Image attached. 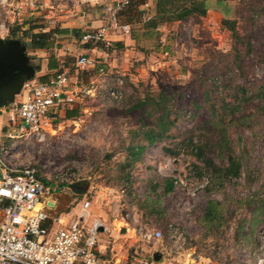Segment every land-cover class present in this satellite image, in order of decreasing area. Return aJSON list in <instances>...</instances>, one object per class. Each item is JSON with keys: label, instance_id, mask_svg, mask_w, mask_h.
<instances>
[{"label": "rangeland", "instance_id": "rangeland-1", "mask_svg": "<svg viewBox=\"0 0 264 264\" xmlns=\"http://www.w3.org/2000/svg\"><path fill=\"white\" fill-rule=\"evenodd\" d=\"M56 3H66L70 11L75 4L56 0L53 5ZM112 3V0H99L97 4L84 2L80 7L98 15L101 24H105L113 11ZM225 4L226 16L235 21L237 38L222 24L225 14L214 3L203 17L192 16L158 27L150 20L154 14L150 7L133 5L122 21L138 34L139 39L132 46L135 53L123 64V58L117 55L121 51L123 56L124 50L110 46L112 51L109 50L108 56L92 55L96 66L81 75L85 83L90 84L91 80L102 83L104 77L98 74V62L108 72L123 74L125 83L120 98L111 99L101 90L65 107L54 131L47 132L44 139L22 135L10 142L12 148L7 160L12 165L34 166L45 181L69 186L55 194L56 209L60 212L52 214L64 217L70 209L79 210L84 199H89L88 222L98 218L110 229L106 234L98 233V243L108 241L112 229L124 233L123 223L119 221L127 211L135 210L136 213L143 211L144 221L150 227L161 229L164 235L168 224L179 227L190 244L196 246L197 254L211 259L209 264H256L257 255L262 257L264 249H259L258 244H264L261 240L264 233V110L260 108L263 99L258 94L264 89V0H229ZM70 11L67 14L70 17L63 18H67L65 24L76 30L74 35L79 39V27L66 23L79 18V11ZM41 20L42 17L35 22L39 24ZM27 23L25 19L26 25L19 31L23 36L19 38L28 44L33 33L29 30L31 22ZM60 40L54 36L52 46L45 52H36L27 46L31 63L39 69L35 77L42 74L39 73L41 66L46 73L45 64L56 63L55 55L62 46ZM75 43L79 50V41ZM71 54L67 61L75 56ZM112 57L118 69L125 67L126 70L111 67ZM163 83L173 86L190 83L185 93L198 100L200 107L197 111L191 109V117L177 119L169 131L171 136L148 145L131 168L125 166V148L141 128L140 110L131 108L136 98L145 92L156 93ZM209 86L213 91L208 98L215 101L213 108L216 116L222 115L217 117L221 123H213V127L201 124L202 130L193 131L194 126L213 116L202 94ZM236 102L239 109L224 115L230 107L222 104ZM66 108H75L76 117H64ZM220 130L226 134L221 145L218 144ZM191 135L193 142L198 135L212 140L205 144L204 153L218 167L227 166L232 153L239 162V174L226 176L205 168L187 144ZM4 139L1 135L0 141ZM205 177L207 184H203ZM167 178L177 182H172V192L163 195L159 183ZM74 183L81 194L70 186ZM209 199L220 203L219 217L212 222L217 226H206L203 222ZM100 245L103 250L98 253L100 264H127L124 258H130L129 244ZM158 248L169 255L166 244ZM167 259L172 262L169 256Z\"/></svg>", "mask_w": 264, "mask_h": 264}, {"label": "built area", "instance_id": "built-area-1", "mask_svg": "<svg viewBox=\"0 0 264 264\" xmlns=\"http://www.w3.org/2000/svg\"><path fill=\"white\" fill-rule=\"evenodd\" d=\"M55 1L0 0V36L22 37L19 31L24 29L25 19H28L27 24L31 22L33 25L42 17L44 30L61 24L63 16H67L70 10L66 3L53 5ZM67 1L75 2L71 10L75 12L84 2L97 4L99 0ZM128 1L115 0L108 21L97 28L85 30L81 40L105 48L112 46L110 33L117 30L125 32L130 28L128 23L119 22L117 16ZM43 29L35 28L31 32ZM96 63V59L88 54H77L70 61L58 59L44 80L40 76L25 80L14 101L0 108V117L4 118L6 128L5 139L0 142V264H97L98 233L109 229L98 218L88 222L90 200L84 199L79 210L70 209L64 217L52 214L56 207L54 195L69 186L45 181L34 166H15L7 160L12 148L10 142H14V138L25 135L44 139L47 132L54 131L65 107L99 94L101 90L111 99L120 98L125 83L123 74L108 72L101 62H98L97 71L99 76L104 77L103 82L91 80L89 84L82 81L81 75L89 73ZM172 182L177 181L173 179ZM207 183L205 177L203 184ZM47 201H51L53 206L47 205ZM137 217L133 211L126 212L125 232L151 247V250L141 253L135 250L132 264H154L152 253L158 251L164 254L158 243L165 240L171 257L185 254L192 264L211 262L210 258L197 254L196 246L190 244L179 227L168 224L164 235L161 229L150 227ZM261 240L264 242V233ZM258 248L264 249V244H258ZM256 258V264H264V254Z\"/></svg>", "mask_w": 264, "mask_h": 264}, {"label": "trees", "instance_id": "trees-1", "mask_svg": "<svg viewBox=\"0 0 264 264\" xmlns=\"http://www.w3.org/2000/svg\"><path fill=\"white\" fill-rule=\"evenodd\" d=\"M137 1L129 0L128 3L119 11L118 14L119 16H121V19H123L122 16H124L126 12L133 10V5H136L135 3H137ZM228 1L229 0H154V14L152 15V18H150V20L152 23L154 22V25L158 27L164 23H168L171 21H182L192 16L203 17L211 8V3H214L218 7H221L220 10L225 14V18L222 20V24L226 26L230 32H232L235 38H237V36L239 37V35L235 30V21L226 16L227 10L223 7V5L226 6L225 3H227ZM35 28L43 29V22L41 21L39 22V24L34 25L30 24V32ZM144 28H148V26H145ZM75 32L76 30L74 29L67 27L62 28L60 26L49 30H39L31 34L27 46L33 50H48L54 42V36L67 33L74 34ZM99 46L107 50L111 49L109 47L105 48L102 45ZM65 59L67 60V57ZM51 66H53L52 63ZM40 79L44 80L45 75H41ZM190 87V83L178 86H173L169 83H163L159 85L156 93L145 92L144 94H142V96L136 98V101L131 109L140 110L139 122L141 128L139 132L132 135L130 143L125 148V166L131 168L133 166V163L139 161L143 150H145L148 145H151L154 142L163 139L164 137L171 136V134L169 135V131L171 130V127L174 126V123L177 121V119L191 117L192 108L197 111V109L200 107L198 100H194L191 96H188L185 93V90L189 89ZM212 91V87L209 86L203 90L202 94L205 97L204 101L208 103L207 106H209L212 110L213 116H208L205 121L197 126H194L193 131L202 130L201 124H205L208 127L212 125L213 127V123H215V125L217 123H221L219 118H221L222 115L218 114L216 116V110L213 108L215 101L208 98ZM260 91L262 92H260L258 96L261 98V100L263 99V103L260 108L264 110V89L262 90L261 88ZM222 105L225 108H227L228 106L230 107V111L228 113L226 111L223 112L224 115H230L231 113H234L239 109V104L237 102L230 104L223 103ZM196 111H194L193 114H195ZM76 114L77 110L75 108H66L64 117L72 118L76 117ZM218 116L219 118H217ZM220 134L221 136L218 141L219 145L224 144L226 139L225 130H220ZM199 135L194 142V136H189L187 144L190 146L192 153H194V155H196V157L202 161L204 167L207 169H213L214 173L222 172L226 176L238 175L240 167L237 158L232 153H230L228 156L227 166H216L213 160L206 156L204 153V148L206 147L205 144H207V142L209 141L212 142V140H209L208 138L202 139L201 136L199 137ZM136 137H138V139H136ZM159 185L161 186L163 195L172 192V190L174 189L171 178L164 179L163 182L159 183ZM219 206L220 203L218 201L214 199L207 200L203 216V222L206 226H217L213 225L212 222L217 216L219 217ZM139 213L144 220L145 213L143 211Z\"/></svg>", "mask_w": 264, "mask_h": 264}, {"label": "crops", "instance_id": "crops-1", "mask_svg": "<svg viewBox=\"0 0 264 264\" xmlns=\"http://www.w3.org/2000/svg\"><path fill=\"white\" fill-rule=\"evenodd\" d=\"M113 3L111 4V6L114 8V4H115V0H112ZM153 1L154 0H139L137 1V3H135L139 8H142L143 7H150V11L153 12ZM151 12V13H152ZM210 12V11H209ZM77 13V12H76ZM79 18H75V19H71V21L67 20L66 23H72V24H76L78 27H79V39H77L75 37V35L73 33H67V34H59V35H56V37H59V40L62 44V46L59 48V50H57V54L55 55L56 56V63H52L53 66H51V63H46L45 64V68H46V73H44L41 69H43V67L41 66L40 68V71L39 73H42L41 75H47L57 64V60L60 59L59 57H63L61 59H64L66 57H68L69 55H72L71 53H75V55L77 54H88V55H99L101 57H105V55H109L110 54V51L112 50H107V49H104L102 47H100L99 45H93L91 43H85L81 40L80 36L81 34L87 30V29H90L91 27H98L101 24V19L99 18L98 15H93L92 13H89L88 11H86L85 9L84 10H81V7L79 8ZM83 13V14H82ZM75 14V13H74ZM72 14V15H74ZM82 14V16L80 15ZM118 16V19H119V22L121 23H126L124 21H122V19L120 18L119 15ZM67 17H70V16H67ZM64 19V22H60L61 23V27L62 28H70L69 27V24L67 26V24H65V20L67 18H63ZM62 19V20H63ZM61 20V21H62ZM129 27H130V24H129ZM52 28H55V26H50L48 29H52ZM71 29H74V28H71ZM149 34L148 32L146 33V35ZM55 35V34H54ZM145 35V36H146ZM109 39L112 41V46H114V50L117 48H119V50H124L123 51V56H120V52L119 54L117 55V58H120L122 57V61H123V64L124 62H127V58L131 57L133 55V53H135L134 49L135 47H132L134 46V43L136 44L137 41H138V34L134 32V30H129L128 31H120V30H117V31H114V32H111L110 35H109ZM58 42V40H56ZM76 41H79V50L76 49V46L77 44L75 43ZM72 50V51H71ZM113 50V51H114ZM34 51L36 52H45L46 49H35ZM35 53V52H34ZM111 57V55H110ZM114 57L111 58V60H109V64L111 67H116L117 68V64H115L114 62ZM65 60V59H64ZM46 61V60H45ZM47 62V61H46ZM118 69V68H117ZM118 70H121V71H125L126 68L123 67L122 69L119 68ZM40 75V76H41ZM65 112V111H64ZM4 118L0 117V136L1 135H4V132L3 130L6 128L4 127ZM1 142V141H0ZM54 200L56 202V206H57V201L55 199V195H54ZM131 211H135V210H131ZM55 212H60V211H57L56 207L55 209L52 211V213H55ZM136 213V212H135ZM137 214V218L138 220H140L141 222H144V223H147L146 221L143 220L141 214L139 212L136 213ZM119 222L123 223L122 226H124L125 224V220L122 218V220H120ZM149 224V223H148ZM108 226V225H107ZM108 229H109V226H108ZM125 229V227H124ZM110 231V229L106 232H103L104 234L108 233ZM108 236H110V238H108V241L106 240L103 241V242H99V250H98V253H102V245L100 244H117L115 247H118V246H121L119 244H129V251L131 252V255H130V258L129 257H125V261L127 262V264H132V257H133V254H134V251L137 250L139 251L140 248H141V245H143L142 247V251L143 252H148L151 250V247L145 245V243L143 242H140V241H137L134 237H131L130 234L124 232L122 234H119L117 233L114 229L111 230V234H108ZM158 244H168L166 242V240L164 242H160ZM149 247V248H148ZM114 249V248H113ZM133 251V253H132ZM97 255L98 256V260H97V264H100V261H99V256L100 255ZM170 257V259L172 260L171 261H168L169 259H167V257ZM166 256L165 254H162L161 255V258L160 260L158 261H155L154 264H192L190 260H187V257L185 256V254L183 256H180V257H175V256H170L168 255ZM198 264H206L205 262H202V263H198Z\"/></svg>", "mask_w": 264, "mask_h": 264}, {"label": "water", "instance_id": "water-1", "mask_svg": "<svg viewBox=\"0 0 264 264\" xmlns=\"http://www.w3.org/2000/svg\"><path fill=\"white\" fill-rule=\"evenodd\" d=\"M27 53V43L22 39L0 36V108L12 103L21 91L23 82L35 78V72L39 70L31 63ZM70 186L77 188L79 194L82 193L77 183ZM46 204L53 206L51 201ZM152 256L158 261L161 253L154 251Z\"/></svg>", "mask_w": 264, "mask_h": 264}]
</instances>
